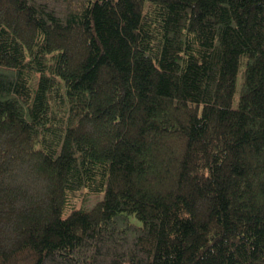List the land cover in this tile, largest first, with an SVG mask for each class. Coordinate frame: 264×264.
I'll return each mask as SVG.
<instances>
[{
	"label": "trees",
	"instance_id": "16d2710c",
	"mask_svg": "<svg viewBox=\"0 0 264 264\" xmlns=\"http://www.w3.org/2000/svg\"><path fill=\"white\" fill-rule=\"evenodd\" d=\"M0 264H264V0H0Z\"/></svg>",
	"mask_w": 264,
	"mask_h": 264
},
{
	"label": "rangeland",
	"instance_id": "374dc122",
	"mask_svg": "<svg viewBox=\"0 0 264 264\" xmlns=\"http://www.w3.org/2000/svg\"><path fill=\"white\" fill-rule=\"evenodd\" d=\"M94 199H95V196H93V194L84 195L83 199L79 201L78 203H76V206L84 205L85 207H88L94 202Z\"/></svg>",
	"mask_w": 264,
	"mask_h": 264
}]
</instances>
